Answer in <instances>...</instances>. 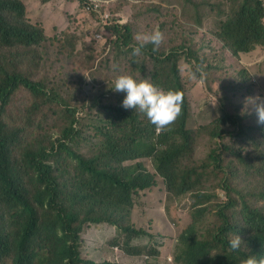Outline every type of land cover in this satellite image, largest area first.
<instances>
[{
    "label": "trees",
    "instance_id": "obj_1",
    "mask_svg": "<svg viewBox=\"0 0 264 264\" xmlns=\"http://www.w3.org/2000/svg\"><path fill=\"white\" fill-rule=\"evenodd\" d=\"M82 4L86 0H80ZM209 7V6H207ZM191 5L188 8L179 4H164L166 18H174L184 23L196 25L204 23L198 11L206 9ZM30 8L25 0H0V48L24 45L35 47L45 39L42 28L33 25L27 17ZM156 10L160 8L155 6ZM213 10V6H211ZM153 10V8H150ZM205 11V10H204ZM190 12V19L185 15ZM96 14L95 12H93ZM165 20L159 26L164 34V41L159 51L152 52L149 44L140 56L131 53L130 71L137 80L148 79L163 89L179 90L184 94L182 113L167 129L157 133L155 125L143 119L135 109H125L122 101L126 93L115 92L111 85L96 96L97 107L107 120L105 127H96L101 136L98 151L88 156L73 147L75 139L84 129V113L81 111L90 101L88 94L69 97L62 95L57 84L52 88L42 81L35 80L29 73L19 69L0 74V264H119L110 260L98 262L88 258L83 252L82 234L87 227L101 223L117 227L121 236L115 245L125 249L128 238L146 232L131 226L134 196L142 190L157 184L156 174L151 173L143 162L127 165V161L141 158H152L155 168L165 178L170 193L177 196L189 194L196 199L193 222L186 225L179 241V264H240V260L249 255L264 256V210L253 207L246 199L242 202L241 224L231 222L226 210L218 209L221 225L210 231L206 238L200 236L198 219L207 211L212 194L200 188L205 172L197 167L179 170V159L189 156L191 150L192 130L188 128L190 119V99L182 80L180 61L183 57L203 66L204 58L199 52L180 42L176 34ZM126 28V35L121 34L118 41L129 47L133 39V27L126 24H114L113 30ZM195 26V25H192ZM197 28V26H195ZM198 29H196L197 31ZM130 32V34H129ZM218 40L227 50V61L238 58L240 52H249L258 45H264V2L261 0H223L219 5V26L212 34L203 33ZM136 43V42H135ZM35 45V46H33ZM135 45V44H134ZM130 51L132 48L129 47ZM149 59L152 65H149ZM208 64L205 69L213 68ZM245 71V70H244ZM86 80L84 74L78 72L71 76ZM137 76V78H136ZM95 79V77H94ZM86 82H93L95 80ZM236 83L233 79L225 80ZM82 87L85 85L80 82ZM253 85L254 83L251 82ZM25 87L31 97L29 108L38 111L32 101L42 100L44 105L57 112L63 121V127L57 141L51 148L47 145H32L23 152L22 160L16 163L13 148L21 147L23 129L17 113H14L15 124L8 120V111L13 95ZM107 87V86H106ZM239 89L247 99L253 91ZM44 97V98H43ZM247 103V104H246ZM249 111L255 114L248 102ZM44 117L50 112L42 108ZM141 116V117H140ZM28 118L31 126L45 128L49 123L44 120ZM226 117L233 119L228 111L216 120L212 130L213 136L225 137ZM243 128L242 125H238ZM243 133V129L239 132ZM232 135H238L232 131ZM256 149L245 158L249 162L264 163V134L255 139ZM216 155V151L211 157ZM71 158L69 163L61 161L63 157ZM241 156V155H240ZM73 160L75 162H73ZM62 163H61V162ZM57 164V166L54 165ZM68 168L67 174L62 172ZM261 166L258 171L260 172ZM61 171V172H59ZM261 196L264 197V175L261 180ZM225 207L229 209L234 199ZM232 203V204H231ZM7 216V218H6ZM213 236H211V234ZM232 233L241 234L244 246L233 252L229 248ZM123 238V243H122ZM130 254H141L139 247L127 250ZM93 252V251H92Z\"/></svg>",
    "mask_w": 264,
    "mask_h": 264
},
{
    "label": "rangeland",
    "instance_id": "obj_2",
    "mask_svg": "<svg viewBox=\"0 0 264 264\" xmlns=\"http://www.w3.org/2000/svg\"><path fill=\"white\" fill-rule=\"evenodd\" d=\"M103 1L105 7L111 9L113 23H131L133 39L137 33H149L159 28L165 18L169 20L168 24L178 40L180 42L189 41L188 45L195 48L200 57L205 59L203 66L194 65L185 57L180 61L182 80L191 103L188 128L192 130V140L189 156L179 159L176 166L181 171L197 167L205 172L200 188L212 194V198L205 204L208 205L207 211L198 219L200 236L206 238L210 231L221 225L217 210L225 207L230 199L235 201V206L228 210L230 218L232 215L235 217V219L231 218L233 223L241 220L244 199L253 207L264 210V197L261 196L264 163L249 162L245 158L249 152L256 149L255 138L259 134L247 132L241 136L232 135L236 127L231 123L219 124L220 128L226 129L225 137L213 136L211 133L216 120L223 116L225 110L241 116L244 114V111L233 110L228 103L222 92L226 87L223 85L221 90L225 80L246 82L254 76L256 85L262 87L264 92V47L243 56V62L253 72L251 74L238 60L231 63L227 61V50L218 40L207 34L202 35L208 32L213 34L217 30L219 5L223 0ZM25 2L30 8V13L27 11L28 19L37 27L44 26L48 39L35 47L16 45L0 48V74L2 69L7 71L19 69L47 84L49 88H52V84H57L62 90L61 94L66 97L72 93L78 96L85 94L92 96L87 106L81 109L84 113L85 125L81 135L73 142L76 150L85 156H90L98 151L101 143V136L97 134L96 127H105L107 123L104 117L107 113L104 111V116L100 113L96 96L113 85L118 75L129 74L132 51L129 47L118 46L113 25L105 26L104 23L109 22L107 20L102 22L96 14L86 12L84 4L79 0H25ZM167 3L179 4L185 8L191 5L209 7L204 9L205 11L198 8L194 14L193 20L198 11L204 20L200 26L193 22L192 25L197 26L196 28L189 22L184 23L174 18H166L164 4ZM155 6L160 8V11L154 9ZM190 15V12L186 13L187 20L190 19ZM98 32L103 34V38L96 37ZM135 42L134 40L131 45ZM208 64H213L214 67L205 69ZM149 65H152L150 59ZM197 67L202 69V73L195 71ZM78 72L92 78L89 80L83 77L84 79L95 81L89 83L74 76L73 81L69 83L71 76ZM194 74L195 79H193ZM81 81L85 84L83 87ZM259 98L261 95L255 94L247 98L246 102ZM32 101L36 103V106L39 105L36 112H33L34 106L32 110L29 108L31 97L27 89L22 87L13 95L8 111L7 118L12 125L15 124L14 113L18 114L17 118L22 124L25 140L21 147L13 148L16 163L22 160L24 150L32 145L39 147L47 145L51 148L63 127V121L57 112L44 105L42 100L37 98L34 100L32 97ZM42 108L49 110L50 115L44 117ZM29 117L33 120H41L44 117V120L49 123L45 128L34 127L29 125ZM215 151L216 155L211 157ZM61 161L69 163L71 158L65 156ZM136 162H143L149 171L156 174L157 185L135 194V203L130 212L132 219L130 223L135 222L137 228L154 230L156 236L154 240H149L145 236L141 240L142 245L149 246V249L157 248V245L162 247L168 242L173 244V246L168 245L164 248L163 254L156 259L155 264H176L175 261L168 263L166 257L171 255L174 249L177 253L179 241L175 239L187 228L186 225L193 222L196 199H192L189 194L177 196L167 191L165 180L157 172L152 158L127 161L125 164L130 165ZM54 165L57 166L56 163ZM259 166L262 168L260 172L258 171ZM67 170L68 168L63 167L62 172L67 174ZM94 227L88 233V243L83 242L85 255L88 251L97 261L109 258L126 264H151L150 259H145V255L149 252L139 256L141 260H145L143 263L140 260L129 262L122 256L120 250L113 248L114 240L121 236L116 226L103 224L94 225ZM122 235L125 238V234ZM166 239L168 240L165 243H160ZM157 249L161 250V248Z\"/></svg>",
    "mask_w": 264,
    "mask_h": 264
},
{
    "label": "clouds",
    "instance_id": "obj_3",
    "mask_svg": "<svg viewBox=\"0 0 264 264\" xmlns=\"http://www.w3.org/2000/svg\"><path fill=\"white\" fill-rule=\"evenodd\" d=\"M80 1V0H79ZM264 2V0H261ZM81 2V1H80ZM84 10L89 13L95 12L96 15L101 19L102 22L104 20H107L109 23H104L105 26L114 25L117 23H113L114 19L112 18V12L109 7H105L103 0H86L84 2ZM28 13H30V9L28 10ZM121 21V20H119ZM113 23V24H112ZM123 24V23H122ZM130 27L129 22L124 23ZM47 26V25H46ZM44 33L45 39L43 41H46L48 39V36L45 32L44 26L41 27ZM115 35L117 36V44L120 47H124V44L118 41V37L121 34L126 35V28L125 26L114 31ZM130 34V32H129ZM96 37L98 39L103 38V34L101 32H98L96 34ZM134 40L136 41L135 45H130L129 47L132 48V55L133 56H140L142 54L143 49L149 44L152 45V52L156 53L159 51V48L161 44L164 41V34L163 32L157 27L153 31L149 33H137L134 37ZM35 46V45H33ZM29 47V46H26ZM264 45H258L254 50H251L249 52H240L238 58L233 55V53L228 49L229 53L234 57V60H238L240 64L248 71L249 73L253 74V72L248 68V66L243 62V56L249 55L253 52H256L258 49L263 48ZM125 51L127 49H124ZM232 60H229V63H231ZM244 69V70H245ZM196 72H201L202 69L200 67H197ZM195 74L193 75V79H195ZM36 80V79H35ZM39 81V80H37ZM254 83L253 85L251 84ZM221 86V90L223 85L226 87L222 90L223 94L225 95L228 103L230 104L231 108L235 111H244V114L241 116L240 114L231 113L228 111L229 115L234 116L233 119H229L226 117L225 121L226 123H231L235 125L236 131L235 133H238L237 136H241L242 134L239 133L242 129L244 131V134L247 132H257L259 136L261 134H264V92L262 87L257 86L256 82L254 81V76L251 80H248L246 82H236V83H230L228 81L223 82ZM243 85V89L247 91L248 88H251L253 91V95L259 94L261 95V98L258 100H249L248 103H250L253 107V110L255 114L251 113L249 111L248 106H243L242 103H246V98L242 95V91L239 89L240 85ZM115 92H122L126 93L124 96V99L122 101V107L125 109H135L144 119H148L153 125H155L157 133H160L164 131L165 129L169 128L181 115L182 113V106H183V100H184V94L179 90H173V89H163L155 84H153L148 79H142L137 80L132 75L127 73H122L118 75L115 80L113 81V87L111 88ZM247 104V103H246ZM191 105V103H190ZM224 115V114H223ZM238 125H242V129L238 127ZM257 138V137H256ZM255 138V139H256ZM139 160V159H138ZM154 163V162H153ZM155 166V165H154ZM157 170V169H156ZM151 172V171H150ZM158 172V171H157ZM152 173V172H151ZM159 173V172H158ZM155 174V173H153ZM160 174V173H159ZM161 175V174H160ZM162 176V175H161ZM163 177V176H162ZM164 178V177H163ZM157 180V179H156ZM165 180V178H164ZM166 183V180H165ZM157 184L153 185L152 187L156 186ZM151 187V188H152ZM167 191V183H166ZM150 189V188H148ZM142 190V191H146ZM227 204H230L229 202ZM226 204V205H227ZM232 204V203H231ZM225 205V206H226ZM235 205L232 204V207ZM220 209L226 210L228 214V210L226 207H223ZM229 216V214H228ZM232 219H235L234 215L231 216ZM232 222V220H231ZM242 220H236L235 224H241ZM190 223V222H189ZM233 223V222H232ZM104 223L99 224V226L103 225ZM131 226L134 227V229H141L137 228L135 222L131 223ZM95 228L94 226L87 227L86 231L82 234L83 240L88 241V233L89 231ZM146 232L138 235H133L132 238H128V234H125V240H126V246L125 249H122L120 246L115 245L113 248H116L117 250H120V253L124 258H126L129 262L131 261H138L140 260L142 263L145 260H141L139 256L145 255V259H150L149 263L155 264V261L157 258H159L163 252L164 248L166 246H173L171 242H168L167 244H164V246L157 245V248H161V250H158L155 247H151L149 249V246L142 245L141 240L143 236L148 238L149 240H154L156 236L154 235V230L146 228L144 229ZM180 236L175 239V241H180ZM213 236V234H211ZM231 239L229 240V248L233 252L238 251L240 247L244 246L243 243V236L238 233H232ZM168 239L165 241H161L160 243H165ZM139 247L141 248L142 252L141 254H130L128 253V249H131L132 247ZM175 248V244H174ZM149 249V251H148ZM179 246L178 251L176 253V250L174 249V252L167 256V262L172 263L173 261L178 264L177 256L179 255ZM152 256L154 258H152ZM94 256L89 255L88 258L95 260L92 258ZM105 260H110L112 262H117L119 264H126L119 260H112L109 258H105L98 262H103ZM97 261V260H95ZM240 264H264V256L257 257L255 255H249L247 258L241 259Z\"/></svg>",
    "mask_w": 264,
    "mask_h": 264
}]
</instances>
